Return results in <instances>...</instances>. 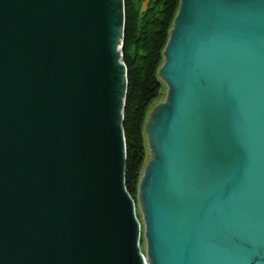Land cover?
<instances>
[{
	"label": "water",
	"instance_id": "1",
	"mask_svg": "<svg viewBox=\"0 0 264 264\" xmlns=\"http://www.w3.org/2000/svg\"><path fill=\"white\" fill-rule=\"evenodd\" d=\"M122 21V0H0V264H264V0H177L168 17L141 253Z\"/></svg>",
	"mask_w": 264,
	"mask_h": 264
},
{
	"label": "trees",
	"instance_id": "2",
	"mask_svg": "<svg viewBox=\"0 0 264 264\" xmlns=\"http://www.w3.org/2000/svg\"><path fill=\"white\" fill-rule=\"evenodd\" d=\"M177 0H122L121 61L128 73L127 98L123 109L124 189L135 197L136 180L144 159L140 137L143 117L156 91L152 79L160 61L166 26Z\"/></svg>",
	"mask_w": 264,
	"mask_h": 264
},
{
	"label": "rangeland",
	"instance_id": "3",
	"mask_svg": "<svg viewBox=\"0 0 264 264\" xmlns=\"http://www.w3.org/2000/svg\"><path fill=\"white\" fill-rule=\"evenodd\" d=\"M123 22V21H122ZM121 38H122V31H121ZM121 47V46H120ZM145 155H146V149H145V147H144V158H145ZM143 161H144V159H143ZM130 197V196H129ZM130 200L132 201V206H133V213H134V215H135V218H136V220H137V222H138V236H137V246H138V248H139V251H140V253H141V237H140V224H139V219H138V217H137V213H136V209H135V197L134 198H131L130 197Z\"/></svg>",
	"mask_w": 264,
	"mask_h": 264
},
{
	"label": "bare ground",
	"instance_id": "4",
	"mask_svg": "<svg viewBox=\"0 0 264 264\" xmlns=\"http://www.w3.org/2000/svg\"><path fill=\"white\" fill-rule=\"evenodd\" d=\"M142 260H143V258H142ZM144 261V260H143Z\"/></svg>",
	"mask_w": 264,
	"mask_h": 264
}]
</instances>
